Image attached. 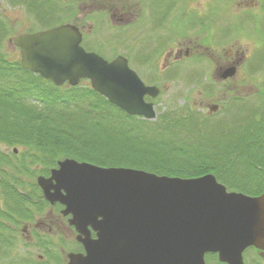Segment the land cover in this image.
Listing matches in <instances>:
<instances>
[{"label":"water","instance_id":"obj_1","mask_svg":"<svg viewBox=\"0 0 264 264\" xmlns=\"http://www.w3.org/2000/svg\"><path fill=\"white\" fill-rule=\"evenodd\" d=\"M81 43L82 33L71 24L12 41L24 70L55 87L87 80L127 115L155 120L145 97L155 99L159 89L146 86L126 58L107 61ZM237 67H227L220 80L233 78ZM36 184L51 207H64L61 214L82 247L67 254L66 264H206L207 254L220 263L243 264L246 247H264V193L227 191L211 174L171 178L64 159Z\"/></svg>","mask_w":264,"mask_h":264},{"label":"rangeland","instance_id":"obj_2","mask_svg":"<svg viewBox=\"0 0 264 264\" xmlns=\"http://www.w3.org/2000/svg\"><path fill=\"white\" fill-rule=\"evenodd\" d=\"M93 1L97 3L92 5ZM249 1L210 0L208 3V0H0V22L9 26L1 35L0 53L10 63L20 61L18 49L9 42L10 39L13 40L19 34L41 32L59 25L79 26L84 33L81 46L85 51L93 52L107 61L118 56L126 58L129 67L145 85L160 89V94L152 100L157 116L163 112L180 111L192 106L198 115L208 117L201 128L203 132L208 128L207 130H215L217 136L232 135L238 133L235 131L242 125L244 118L249 116L250 111L251 114L253 111L258 112L264 105L260 95L261 92L264 93V0H253V8L245 6ZM65 2H69L71 6L70 12L65 10ZM102 2L106 4H101ZM34 6L36 8L32 10ZM123 6L125 12L136 8L137 14H141L140 24L145 22L147 27L150 23L147 17L150 15L160 21L164 28L158 32L149 31L150 26H140L138 21L133 25L128 22V17L119 21L112 18L114 14L119 15ZM213 7L218 16L216 27L214 26L218 30L216 39L206 29L212 26L207 17ZM165 14L168 15L166 19ZM200 19L205 29L200 27ZM171 27L174 35L169 31ZM221 30L226 31L225 35L229 38L225 43L224 40L217 39ZM177 34L182 35V38L176 39ZM156 35L164 38L172 35V40L157 41L154 39ZM208 35L212 42L207 39ZM188 48L191 54L185 57L184 52ZM179 49L182 53L180 60L174 62L172 56L168 60V54H175ZM227 49L243 54V58L233 78L218 81L214 74L225 64ZM85 83L86 81H82L80 84ZM200 103L202 106H199ZM214 104L220 105L221 110L210 116L209 106ZM14 149L16 160L21 161L24 154H32L26 153L32 152L31 149L0 144V152L3 154L10 155ZM28 164V173H18L13 170L14 166L1 164L0 177L7 175L5 180L11 182L9 184L18 177L23 195L35 196L37 192L33 187L38 176L45 177L40 173L44 168L32 165L31 162ZM52 213L56 215L55 210ZM37 214L43 219L50 211L45 209ZM55 230L53 227V231ZM50 236L35 238L33 244L19 243L15 249H4L2 246L0 264H66L67 254L76 253L78 249L75 236ZM48 241L55 242V247H50ZM43 243L48 247L41 249L38 245ZM46 253L51 254L52 259ZM54 258L58 259L57 262ZM205 262L218 264L209 258Z\"/></svg>","mask_w":264,"mask_h":264},{"label":"trees","instance_id":"obj_3","mask_svg":"<svg viewBox=\"0 0 264 264\" xmlns=\"http://www.w3.org/2000/svg\"><path fill=\"white\" fill-rule=\"evenodd\" d=\"M199 23L205 29L201 19ZM7 28L1 21L0 40ZM260 95L264 100V93ZM250 114L238 133L219 136L215 130L202 131L208 117L198 115L192 106L148 121L110 104L87 81L55 87L0 53V144L32 150L21 161L13 152H0V165L14 166L18 173H28L31 162L43 167L40 173L47 177L58 161L73 159L171 178L212 174L228 190L260 195L264 192V105ZM33 188L35 196L23 195L25 222L47 206L36 182ZM5 191L9 201L8 188Z\"/></svg>","mask_w":264,"mask_h":264},{"label":"flooded vegetation","instance_id":"obj_4","mask_svg":"<svg viewBox=\"0 0 264 264\" xmlns=\"http://www.w3.org/2000/svg\"><path fill=\"white\" fill-rule=\"evenodd\" d=\"M102 1H104V0H102ZM95 2L96 1H93L92 5ZM107 2L108 1H106V3ZM209 2H210V0H208V3ZM66 3L67 2H65V4ZM106 3L102 2L101 4H106ZM66 6L68 7V9H67V7H65V10L70 12L71 6L69 5V2H68V4H66ZM245 6L246 7L250 6L253 8L255 6V4L253 3V0H250L248 2V4L246 3ZM216 13L217 12H214V7H213L211 12L209 13V15L207 17V19L209 20L208 23H211L212 26H209V27L206 26L207 27L206 29L210 32L211 37L215 36V39H216L217 31H218L217 29L215 30V28H214V26L216 27L215 23H216V20L218 17L216 15ZM167 16L168 15L165 14L164 19H166ZM123 17H128V22L131 24L136 23L138 21V24L140 26L144 25L146 27L145 22L140 24L141 21L139 19H141V14H137L136 8H134L133 11L129 10V11L125 12V6H123L122 10L119 12V15L116 16V14H114L112 18H115L116 20L119 21L120 19H123ZM147 18L149 19V22H150L149 25L147 26V27L150 26L148 28L149 31L151 30V31H155V32L157 31L158 32L159 30L164 28L160 21L155 20L150 15H148ZM181 18H182L181 20H183L182 15H181ZM224 23L227 24L226 22H224ZM133 25H136V24H133ZM77 27L82 32L81 27H79V26H77ZM171 29H172V27L169 29V31L171 32L172 35H174L172 33ZM133 30L135 33L136 32L135 29H133ZM224 30H226V29L224 28ZM223 31L221 30V34H219L217 39L218 40L222 39V41L224 40L223 42L225 43L226 41H228L229 38H228V36L225 35L227 30L224 32ZM148 33L149 32H147V34ZM227 33H228V31H227ZM83 35H84V33H83ZM172 35H169V36L166 35L165 38L160 37L159 35L158 36L156 35V36H154V39L155 40L163 39L164 41L165 40H172L171 39ZM211 37L208 35L207 39H209L211 41ZM177 38L181 39L182 35L177 34L176 39ZM176 42H177V40H176ZM177 44L179 45L180 43L177 42ZM190 54H191V52L189 53V48L186 49L184 52V56L187 57ZM171 56L173 57L174 62L179 61L180 58L182 57L181 50L179 49L178 52L175 54H172V52H170V54H168V60L170 59ZM242 58H243V54L240 55V54H238L237 51H235L233 53L231 49H227L225 51V61L226 62H225V64H223L222 67H220L216 70V72L214 74L215 79L219 81L221 73L227 67H230L231 65L239 64L241 62ZM199 106H202V103H200ZM213 106H215V108H216L214 111L211 110V107H213ZM219 109L221 110V106L217 105V104L209 106L210 116H212L217 111H219ZM6 177H7L6 175H4V176L1 175V177H0V249L2 248V246L4 249H13V248L15 249L19 243H23V242H26L27 244H33L35 238H38V237L40 238V236L49 237L51 234H52V236L57 235L59 237L60 236L61 237L66 236V234H72V235L76 236L74 228L69 226V224H68V218L69 217H64L61 214V211L64 209V207L60 204H55L52 207L49 204H47L45 209H49L50 214H46L43 219H40L38 217V214L36 213L31 218V220L25 222L24 221V215H23L22 186H21L19 180L13 181L12 184H9L11 182L6 181L5 180ZM5 188H8L7 192H8V198L10 199L9 201L5 197V193H6ZM263 193L264 192H262L261 194H263ZM17 194H19V195H17ZM249 196L256 197L258 195H249ZM53 210H55L56 215L52 213ZM35 219H36V221H35ZM53 227L56 228L55 231H53ZM23 240H25V241H23ZM48 245H50V247H55V242L53 243L52 241L51 242L48 241ZM76 245H78V249H77L76 253L83 252L82 247L79 244H76ZM38 246H40L41 249H43L44 247H48L46 245V243H43V244L38 245ZM215 256L217 257L216 254H215ZM242 261H243V264H264V247H262V249H258L254 246L246 247L242 252Z\"/></svg>","mask_w":264,"mask_h":264}]
</instances>
